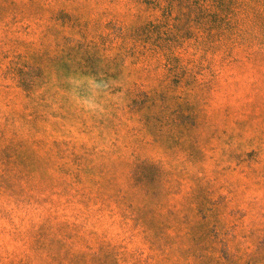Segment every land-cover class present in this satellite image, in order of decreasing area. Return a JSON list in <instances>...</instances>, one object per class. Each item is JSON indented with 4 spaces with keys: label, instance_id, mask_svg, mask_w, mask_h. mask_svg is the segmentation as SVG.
I'll return each instance as SVG.
<instances>
[{
    "label": "trees",
    "instance_id": "trees-1",
    "mask_svg": "<svg viewBox=\"0 0 264 264\" xmlns=\"http://www.w3.org/2000/svg\"><path fill=\"white\" fill-rule=\"evenodd\" d=\"M90 11L109 21L94 23ZM188 39L204 61L222 52L264 81V0H0V55L13 52L5 71L18 88L10 89L0 72L6 178L22 183L40 174L33 134L61 119L85 128L102 124L100 136L113 137L119 151L108 152L117 159L105 155L99 162L87 142L80 146L84 154L71 152L53 177L63 186L52 189L68 198L50 202L31 226L15 223L12 209L0 207L12 224L4 232L25 246L4 247L0 264H264V230H246L253 250L236 245L234 235L219 238L218 223L202 213L204 197L193 190L174 198L180 188L166 176L163 159L118 145L127 130L144 144L151 138L166 156L176 146L187 155L200 152L206 100L198 89H213L215 81L194 71ZM118 164L126 166L123 177ZM94 205L141 228L151 253L144 258V249H135L129 256L89 229L87 218L80 219Z\"/></svg>",
    "mask_w": 264,
    "mask_h": 264
},
{
    "label": "rangeland",
    "instance_id": "rangeland-1",
    "mask_svg": "<svg viewBox=\"0 0 264 264\" xmlns=\"http://www.w3.org/2000/svg\"><path fill=\"white\" fill-rule=\"evenodd\" d=\"M88 14L94 23L109 21V18H100L92 11ZM91 31L96 33L97 30ZM194 41L188 39L186 45L192 43L193 46ZM9 49L11 52L15 48L9 46ZM187 50V56H192L195 61L194 71L198 77L215 81L213 89H198L206 100L200 152L193 154V158L176 146L174 152L166 156L165 149L152 143L151 138H147L150 143L144 144L137 138L138 135L127 130L119 134L118 145L127 143L130 147L141 148L143 154L163 159L169 170L166 176L173 177L180 188L174 198L179 200L182 194L194 190L195 196L204 197L206 206L203 215H207L213 224L218 223L219 238L220 235H234L236 245L249 246V250H253L256 248L255 242L244 234L252 228L258 234L259 229L264 230V81L258 79L251 70L245 71L238 67V63L224 59L222 52L217 55L209 53L208 59L204 61L206 58L201 59L202 53L200 56L194 54L195 46ZM12 54L0 55V72L10 89L18 90L9 72L5 71L11 65ZM90 125L94 126L85 128L78 121L69 124L61 119L58 126L48 124L45 131L34 133L37 137L32 145L39 148L42 156L41 172L36 178L20 183L6 178L0 166V207L12 209L10 214L15 223L23 227L31 226L32 221L38 220V214L49 210L47 207L50 202L68 198L55 193L63 185L53 184V177H58L60 164L70 160L71 152L85 153L80 147L83 142H87L89 148L96 147L89 151L95 162L104 159L105 155L117 159V154H108L112 150H116L114 153L119 152L112 146L113 137L100 136L102 124ZM40 139L43 142L35 145ZM55 141L60 145L53 144ZM75 143L77 146L74 148ZM116 168L123 177L126 166L118 164ZM91 173L96 178L100 177L96 170ZM52 189H55L54 193ZM96 206L85 209L87 213L80 219L85 222L87 218L88 222L85 223L89 229L129 256L135 249H144V258L151 253L141 228L134 229L133 223L122 222L124 218L108 208L96 211ZM199 218L202 219V214ZM69 219L73 218L69 216ZM4 228L10 230L12 224L0 216V251L4 247L9 252L23 251V242L15 239L11 232H4ZM129 260H132L131 257Z\"/></svg>",
    "mask_w": 264,
    "mask_h": 264
}]
</instances>
